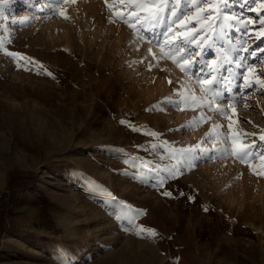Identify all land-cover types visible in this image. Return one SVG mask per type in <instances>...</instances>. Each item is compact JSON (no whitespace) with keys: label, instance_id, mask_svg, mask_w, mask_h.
Segmentation results:
<instances>
[{"label":"rangeland","instance_id":"rangeland-1","mask_svg":"<svg viewBox=\"0 0 264 264\" xmlns=\"http://www.w3.org/2000/svg\"><path fill=\"white\" fill-rule=\"evenodd\" d=\"M33 2H0L4 47L53 73L37 74L23 60L18 68L0 50V264H264V177L232 158L191 171L178 158L213 123L232 121L205 112L212 119L189 130L181 126L201 109L165 103L164 111H149L165 98L178 99L177 89L190 95L195 81L171 61L151 72L147 61L132 63L149 45L138 42L136 51L132 30L119 20L108 23L104 0L62 5L69 19L46 2L36 12ZM24 17L31 22L11 23ZM227 49L218 41L204 59L220 61ZM246 103L249 110L242 103L237 114L252 123H233V131L259 133L264 94ZM173 166L183 174L154 187ZM130 220L160 238L125 232Z\"/></svg>","mask_w":264,"mask_h":264},{"label":"snow or ice","instance_id":"snow-or-ice-1","mask_svg":"<svg viewBox=\"0 0 264 264\" xmlns=\"http://www.w3.org/2000/svg\"><path fill=\"white\" fill-rule=\"evenodd\" d=\"M45 2L52 12L69 19L65 14L66 9L60 11V8L69 2L75 4L76 0ZM104 3L110 13L108 23L115 24L119 20L132 30L134 40L130 43L136 44V51H139L140 43L146 42L149 45L147 55L132 63L147 61L146 70L151 72L161 61H171L190 80L195 81L189 89L190 95L177 89L178 99L165 98L153 105L149 111H164L161 105L165 103L181 111L185 108L201 109L198 117L181 126L189 130L212 119L205 112L232 121L227 125L213 123L196 145L178 150V158H181L184 170L191 171L200 162L232 158L234 162L246 165L251 174L264 177V128L259 129V133H249L239 127L233 131V123H252L251 120L244 121L239 118L237 106L243 103L244 110H249L246 103L248 96L254 93L264 94V69H261L264 64V55H261L264 53V0H113V3L104 0ZM35 6L34 0L29 7ZM233 8H238L239 11H232ZM39 11L44 9L40 8ZM248 13H255V18ZM30 22L29 17L11 21L20 24ZM233 33L236 35L233 36ZM218 41L226 42L228 49L222 52L220 61L213 60L209 64L204 55L207 50L214 49ZM250 41L259 43L257 47L251 48ZM5 43L6 38H0V50L15 60L18 68L23 67L20 64V60H23L26 64L36 66L40 70L37 74L43 72L53 76L51 71L33 58L8 51L4 47ZM154 48L158 51L154 52ZM232 53H236V56L233 57ZM149 56L151 60H148ZM24 70L29 69L25 67ZM161 71L166 69L162 68ZM250 74H255L254 78H250ZM168 83H172L171 79ZM197 87L199 95L196 92ZM232 114H237L235 121ZM120 123L124 124L125 121L121 120ZM133 130L138 129L133 127ZM226 132L230 134H225ZM207 143L211 144L210 148L204 146ZM163 171L168 176L157 177V182L153 185L157 189L164 187L166 179H176L183 174L178 166L166 167ZM235 178L239 179L240 176ZM162 195L172 197V193L167 190ZM204 210L208 211L207 208ZM133 229L138 237L160 238L156 230L136 227L132 220L123 230L130 232Z\"/></svg>","mask_w":264,"mask_h":264},{"label":"crops","instance_id":"crops-1","mask_svg":"<svg viewBox=\"0 0 264 264\" xmlns=\"http://www.w3.org/2000/svg\"><path fill=\"white\" fill-rule=\"evenodd\" d=\"M69 238L68 235L65 236V242H66V239ZM63 241V240H62ZM51 247V250H55L56 248V244L50 246ZM54 252V251H53ZM28 255L30 256H35V254L33 252H28ZM78 257V256H77ZM77 257H74L77 259ZM48 258V257H47ZM48 260V259H46ZM19 260H14L12 263L8 262V261H5L3 264H17Z\"/></svg>","mask_w":264,"mask_h":264},{"label":"bare ground","instance_id":"bare-ground-1","mask_svg":"<svg viewBox=\"0 0 264 264\" xmlns=\"http://www.w3.org/2000/svg\"><path fill=\"white\" fill-rule=\"evenodd\" d=\"M45 5V0L38 1V5L36 6V12H40L39 9L43 8ZM19 155V154H18Z\"/></svg>","mask_w":264,"mask_h":264}]
</instances>
